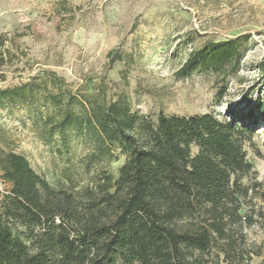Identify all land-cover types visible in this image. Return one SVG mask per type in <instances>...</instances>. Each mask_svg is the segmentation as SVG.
Segmentation results:
<instances>
[{
	"label": "rangeland",
	"instance_id": "obj_1",
	"mask_svg": "<svg viewBox=\"0 0 264 264\" xmlns=\"http://www.w3.org/2000/svg\"><path fill=\"white\" fill-rule=\"evenodd\" d=\"M232 38L240 51L222 70L179 74L192 52ZM46 85L72 103L124 93L151 121L161 113L235 121L253 165L243 183L256 185L243 199L239 242L246 264L264 263V0H0V148L24 155L51 184L80 188L91 145L48 121ZM251 112L255 130L242 132ZM124 159L91 170L116 173ZM10 186L0 175V199Z\"/></svg>",
	"mask_w": 264,
	"mask_h": 264
},
{
	"label": "trees",
	"instance_id": "obj_2",
	"mask_svg": "<svg viewBox=\"0 0 264 264\" xmlns=\"http://www.w3.org/2000/svg\"><path fill=\"white\" fill-rule=\"evenodd\" d=\"M207 45L190 54L179 74L220 71L240 51L237 38ZM43 90L48 121L89 140L90 181L80 188L53 185L24 155L0 148V175L11 185L0 199V264L249 261L239 236L243 199L256 185L243 183L253 165L235 121L163 113L151 121L124 93L114 98L103 89L72 103L66 90ZM254 119L248 113L241 131L254 132ZM120 156L114 173L108 168ZM102 162L108 168L95 174L92 167Z\"/></svg>",
	"mask_w": 264,
	"mask_h": 264
}]
</instances>
